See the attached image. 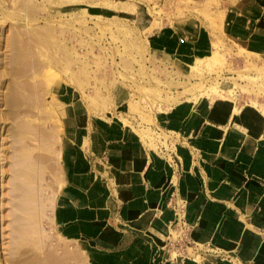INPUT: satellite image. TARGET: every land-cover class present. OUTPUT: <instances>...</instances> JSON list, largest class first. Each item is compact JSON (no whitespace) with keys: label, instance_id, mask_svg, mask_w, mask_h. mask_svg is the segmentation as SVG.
Returning <instances> with one entry per match:
<instances>
[{"label":"rangeland","instance_id":"rangeland-1","mask_svg":"<svg viewBox=\"0 0 264 264\" xmlns=\"http://www.w3.org/2000/svg\"><path fill=\"white\" fill-rule=\"evenodd\" d=\"M252 18H264V0H0V264H93L87 243L60 223L66 146L85 122L135 128L176 168L178 135L155 124L172 106L225 102L230 122L243 130L249 108L247 121L264 122V53L232 32L234 20L249 29ZM164 29L207 36L209 51L189 62L166 55L152 45ZM20 145L35 163L37 234L22 231L30 223L17 206ZM185 203L178 191L167 200L166 248L175 258L199 259L216 248L194 242L181 215Z\"/></svg>","mask_w":264,"mask_h":264},{"label":"crops","instance_id":"crops-1","mask_svg":"<svg viewBox=\"0 0 264 264\" xmlns=\"http://www.w3.org/2000/svg\"><path fill=\"white\" fill-rule=\"evenodd\" d=\"M252 19L249 29L234 20L232 32L264 53V18ZM181 30H162L153 48L186 62L209 51L207 36ZM204 106L180 102L155 117L178 135L177 168L117 120L75 128L64 156L60 223L68 237L87 243L93 264H264V122L243 130ZM174 191L187 199L181 215L194 242L216 248L199 259L175 258L166 248Z\"/></svg>","mask_w":264,"mask_h":264},{"label":"bare ground","instance_id":"bare-ground-1","mask_svg":"<svg viewBox=\"0 0 264 264\" xmlns=\"http://www.w3.org/2000/svg\"><path fill=\"white\" fill-rule=\"evenodd\" d=\"M21 56V55H20ZM234 107V106H233ZM212 108L215 110V111H219L220 113H225V116L227 115V114H229V110H230V106H228L227 105V103H225V102H217L216 104H212ZM262 108H263V110H264V105H262ZM251 108H249L247 111H245V112H243L242 113V115H241V119L242 120H245L246 122H248V123H250L249 121H247V118H248V116L249 115H252V114H250V112H251ZM254 122H252V123H250L251 125H263V121L262 120H253ZM21 124H23V122L21 123ZM22 127H23V125H21ZM25 126V125H24ZM22 127H21V129H22ZM28 127V126H27ZM26 128V127H25ZM21 129H19V132H20V134H22V132L23 131H20ZM26 130H27V128H26ZM17 134H18V131H17ZM23 135V134H22ZM21 135V136H22ZM50 134L49 133H45L43 136V138L46 140V139H48V138H50V136H49ZM23 137V136H22ZM18 138V137H17ZM21 137H19V139H20ZM23 139H24V137H23ZM19 141V140H18ZM20 142V141H19ZM21 146V145H20ZM23 146V145H22ZM20 147L18 150H19V153H17V154H19V156H20V158H19V160H17L18 161V164L17 165H19V169H21V172L19 173V175L21 174V176H19L21 179H19V177L17 178V179H19V180H21L22 181V183H19V182H21V181H19V182H17V183H19V184H23V185H20L22 188L20 189V191H21V193H22V195L19 197L20 198V200L19 201H21V202H19L18 201V204H17V206L19 205V203H20V206H18V207H20V209L22 208V209H24L23 210V212L21 213V214H23V216H21V219L22 220H24L23 218H24V215H25V219L27 220V222L26 223H30L29 224V227H28V224H27V228H24L25 226H24V223H23V229H22V231L24 232L25 230L24 229H26V230H28V233H30L31 231H34V230H37L36 229V226H37V224L35 225V219L38 217V214H39V209L37 210L36 209V204H35V206H34V200H35V193H34V188H33V186H34V183H33V177L35 178V176H36V174H35V172H34V168H35V163H34V161L31 159V155H29V153H28V150L27 149H25L24 147H26L25 145L23 146V147ZM28 146V145H27ZM27 148V147H26ZM17 149V148H16ZM30 152V151H29ZM15 163H17L16 161H15ZM17 165L15 164V166L17 167ZM24 168V169H23ZM41 168V167H40ZM17 169V168H16ZM18 169V170H19ZM17 170V171H18ZM20 171V170H19ZM16 173V172H15ZM17 174V173H16ZM41 174V173H40ZM35 175V176H34ZM16 179V178H15ZM39 180V179H38ZM18 185V184H17ZM16 185V186H17ZM38 185V184H37ZM18 187V186H17ZM42 187V186H41ZM18 188H20V187H18ZM39 189V188H38ZM40 193V192H39ZM38 193V194H39ZM52 196V195H51ZM49 197V196H48ZM38 198V200L40 199V198H42V197H37ZM50 199H52V198H50ZM46 200V199H45ZM48 200V199H47ZM42 201V200H41ZM51 201V200H50ZM52 202V201H51ZM36 203V202H35ZM40 203V202H39ZM42 203V202H41ZM54 206V205H53ZM39 208H40V206H39ZM17 209V208H16ZM22 209L20 210V211H22ZM52 209H54V208H52ZM19 210V208L17 209V211ZM19 212V211H18ZM20 214V213H19ZM18 214V215H19ZM20 214V215H21ZM40 216V215H39ZM20 218V217H19ZM39 219V218H38ZM40 219H41V217H40ZM38 228V227H37ZM20 229V230H21ZM18 230H19V228H18ZM40 230H41V228H40ZM26 232V231H25ZM27 233V232H26ZM31 233H36L35 231L34 232H31ZM41 233V232H40ZM37 234V233H36ZM42 235V234H41ZM22 238V237H21ZM27 239V238H26ZM20 241H22V240H20ZM170 241V240H169ZM196 243V242H195ZM197 244V243H196ZM67 249H69V248H67ZM21 251V250H20ZM25 251V250H24ZM72 251V250H71ZM74 253V252H73ZM76 254H78L77 252H75ZM74 253V254H75ZM77 256V255H76ZM79 257V256H78ZM16 261V260H15ZM79 262H81V261H79Z\"/></svg>","mask_w":264,"mask_h":264},{"label":"built area","instance_id":"built-area-1","mask_svg":"<svg viewBox=\"0 0 264 264\" xmlns=\"http://www.w3.org/2000/svg\"><path fill=\"white\" fill-rule=\"evenodd\" d=\"M180 220H179V222H180V227L179 228H184L185 229V231L187 230V228H188V225H186V223H183V220L181 219V218H179ZM189 228L191 229L192 227L191 226H189Z\"/></svg>","mask_w":264,"mask_h":264}]
</instances>
